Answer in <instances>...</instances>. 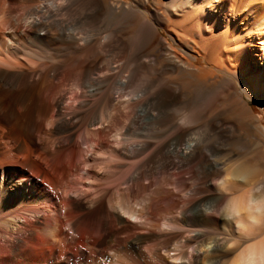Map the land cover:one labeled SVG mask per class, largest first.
Returning a JSON list of instances; mask_svg holds the SVG:
<instances>
[{
  "label": "bare ground",
  "instance_id": "6f19581e",
  "mask_svg": "<svg viewBox=\"0 0 264 264\" xmlns=\"http://www.w3.org/2000/svg\"><path fill=\"white\" fill-rule=\"evenodd\" d=\"M136 1L148 3L145 13L127 14L111 0H47L26 10L40 13L29 29L43 32L39 35L45 39L60 31L97 64L74 84L81 96L96 100L77 118L42 96L41 80L60 70L0 73V264H90L96 250L88 247L100 251L114 243L123 246L130 264L167 259L172 264H264V124L245 99L254 95L264 112V0ZM124 14L135 33L128 44L136 57L131 65L105 56L109 46L120 53L125 45L113 44L111 34L98 37L103 18L123 19ZM147 47L152 52L143 55ZM191 53L202 56L206 68L195 66ZM144 64L157 73L153 87L135 86L136 77L127 69ZM104 68L110 70L101 72ZM178 74L193 82L188 91L174 82ZM120 108L125 122L116 125L113 114ZM50 110L56 118L49 124L63 134L39 138ZM135 125L148 131L122 130ZM111 127L112 152L122 157L144 153L133 172L119 179L116 186H126L116 192H145L156 174L172 184L171 189L162 186L160 196L145 199L141 208L147 215L163 214L158 231L130 232L133 223L118 210L133 217L131 205L118 197L98 201L84 190L94 188L82 184L89 179L90 159L80 161L75 147L84 146L85 157L91 149L102 151L111 142L99 135ZM79 166L88 167L87 177ZM66 176L74 177L73 185L61 189ZM75 192L84 194L75 201L77 209H86L83 214L65 210V197ZM138 218L149 227L148 216ZM64 224H70V237L61 236Z\"/></svg>",
  "mask_w": 264,
  "mask_h": 264
},
{
  "label": "rangeland",
  "instance_id": "374dc122",
  "mask_svg": "<svg viewBox=\"0 0 264 264\" xmlns=\"http://www.w3.org/2000/svg\"><path fill=\"white\" fill-rule=\"evenodd\" d=\"M46 1L47 0H0V73L10 72L11 74L14 73L20 75L24 71L40 72L43 70L45 72L52 73V70L54 69L60 70L56 77L44 76V78L41 80L43 87L42 96L45 99V101L49 103L50 106L51 105L55 106L53 108L58 107L63 110L62 113L65 114L73 113L74 117L81 118L86 115V112H88L89 107L92 106V104L95 102L96 99L93 97L85 98L81 96L79 91L74 87L75 86L74 84L82 76L83 71L89 68L94 70L96 69L97 64L93 63V61H90V59L86 60V58L83 55H81L82 52L79 53V51L75 47L74 48L71 47L69 44L70 41L67 39L66 41L62 33H60V31L57 30V31L49 32V34H47L48 38L45 39L44 38L45 35H39L40 33L43 32L29 29L30 28L29 24L32 23L40 13L29 14L28 12H26V10L28 9L29 6H31L33 2H35L36 5L37 3L38 5H40L42 3H46ZM54 1H59V0H54ZM111 1H115L119 3L120 6L124 7L127 14L128 12L131 13L134 10H141L143 11V13L147 11L146 5H148V3L141 4V2H138L136 0H111ZM152 2L153 0H149V5H151ZM121 9L122 8H118L116 12L118 13V11H121ZM127 14H124L125 18L123 19L122 17L119 16L116 17V15L103 18L102 22L98 24V28H99L98 37L101 38L105 34H111L112 42L114 41L113 44H116L115 42H118L122 45H125L127 48H124L122 51H120V53H117V51H114L115 52L114 53L112 50L113 48L109 46V48H107L108 52L106 50L107 54L105 53V56L107 58H112L113 56V58H115L114 62L117 61V63L122 62V64H125L126 62H131L130 63L131 65L132 60L136 59V57L135 55H131V53H129L128 44L131 41V39L134 37L135 33L133 32L132 29L130 30L129 25L127 26L128 18L125 16ZM146 17L148 19H151L149 18L150 16L148 15H146ZM159 32L161 35H163L164 38H169L163 29L159 28ZM34 35L38 37H35ZM151 46H153V44ZM176 47L179 48L178 46ZM152 48L150 49L149 47H147L144 50L143 55L151 54ZM80 55L82 57H80ZM191 57L193 61L192 63L195 66L206 68L207 64L205 63L202 56H199L195 53H191ZM105 66L106 65H104V67ZM131 68H127V69L129 70L130 74L136 77L137 82L134 81L135 86L138 85L144 87L146 86L153 87L155 76H157L156 75L157 73H155L153 66L147 67L144 64L142 67H131ZM108 70L110 69L104 68L103 71L101 72H106ZM176 76L177 79L174 82L178 86H180V88L184 89L185 91L186 90L188 91L189 88L192 87L193 82L191 81V79H188L187 77H184L183 75H179V74ZM128 98L129 97H125L126 99L125 107H130L132 104L131 100H128L130 102L127 101ZM245 99L249 102L250 106L253 108V114L261 120L262 124H264L263 102L257 99L256 97H254V95H245ZM220 101H222V98L220 99ZM117 106L118 105L116 104V108H119V106L118 107ZM126 112L129 111L127 110ZM54 114L55 113H52V111L50 110L49 113L47 114L48 116L46 115L45 117L46 119L44 120L43 123L44 128L37 133L39 138L45 136L44 138L46 139L47 138L53 139L63 134V131L59 126H54V125L51 126L49 124L52 119L54 120L56 118V115ZM91 114L94 115V113ZM124 118H125V112H123L121 108L115 114H113V119H114L113 121L115 122L116 125L118 124L120 125L124 123L125 122L123 120ZM46 125H48V127ZM135 126H128V127L124 126L122 130L123 132L128 134H133L139 131L142 132V130L143 132L148 131L147 130L148 126H142V125H135ZM142 127H146V129ZM91 128L93 129V127ZM83 130L84 128L78 129L77 133ZM106 130L107 132L104 133V135L103 133H101L102 135L101 134L99 135V139L102 138V136H107L106 137L107 140H109L111 143L108 144L109 146H106L105 149H103L102 151L95 145H92L94 146V148L96 149L98 148L99 152L93 154L91 153L93 149H91V152H89L85 157L84 155L85 147L82 145L79 146L77 145L75 147V150L79 155L80 161L83 162L84 158L90 159L88 164L90 175L87 174L89 175V177L85 175V172L88 167L79 166V168L81 167L83 168L79 170V173L91 179V180L87 179V181H85L86 180L85 178L82 181V184L86 185V187L91 184H92L91 186L94 185L93 189L90 188L91 190H88L89 188L84 187V190H87V194L89 195L92 194L90 198L94 199L98 197L97 198L98 201L103 200L105 203H108L111 199L116 200L118 197L124 200L125 205L128 204L131 205L133 209L136 210L135 211L136 214L134 213L133 217L129 216L128 214L121 213L118 210V212L122 215L124 219L133 223V228L132 226L130 227L131 229L130 232L134 231L139 233H144V232L148 233L147 231H152V232L158 231L157 220H159L162 223V219L164 218L162 217L163 214L158 212L156 213L153 211L152 213L147 215L145 214L144 210H141V208L144 206L145 199H147L150 196L152 197L154 196L158 197V195L160 196L161 195V192H159L160 188L164 186V188L171 189L172 184L170 185L169 182H167L161 177V175L156 174L152 177L153 179L152 178L150 179L151 186L145 192L135 193L133 195L132 194L128 195L127 191H124L122 193L116 192L117 187L122 188L126 186L125 184L116 186V184H118L119 182V179L122 177L126 178L129 175V172L130 173L133 172L134 170L133 166H137L140 163L139 161L143 159L144 153L137 154L133 157H129V156L122 157L117 153H115V151L112 152V148H114L113 147L114 145L112 144L114 138L112 136L115 134L114 132L115 128L111 127ZM96 138L98 139L97 136L95 137V139ZM73 178H74L73 176L71 177L66 176V178L61 183L62 186L60 184V188L67 189L71 187L73 185V180H72ZM144 182L148 183V181L146 180ZM88 183L89 185H87ZM70 196L65 197L64 199L67 205V207H65L66 212H69L72 215L86 212V209L79 210L75 205V201L82 199V197H84V194L75 192V193H71ZM59 201L57 200V203ZM96 205L97 203L95 204V206ZM139 216H143V217L148 216L149 227L148 226L144 227L143 225H141L142 220L138 218ZM69 228H70V224H66V225L64 224L62 228L63 230H61V236L67 235L68 237H70L71 232L69 233ZM161 228L169 231V229L165 228V226H162ZM171 230L175 231V229H170V231ZM130 232L128 231L127 234H130ZM128 243H129L128 245H131L133 242H128ZM150 243H151L150 245H153L154 242H150ZM88 248H92V249L95 248L94 250H96V256H95L96 261L95 259L92 258L90 264H115L114 261L121 263L123 262V264H130V260L128 261L129 257L124 253L123 246H121L120 244L114 243L105 246L100 251L99 249L97 250V248L94 247L93 245ZM125 257L127 258V260ZM152 259L154 260V258ZM101 261L103 262L101 263ZM160 262L159 264H172V261L168 259L164 261L160 260ZM67 264H80V263L70 262Z\"/></svg>",
  "mask_w": 264,
  "mask_h": 264
},
{
  "label": "snow or ice",
  "instance_id": "6c2138e0",
  "mask_svg": "<svg viewBox=\"0 0 264 264\" xmlns=\"http://www.w3.org/2000/svg\"><path fill=\"white\" fill-rule=\"evenodd\" d=\"M183 122V121H182Z\"/></svg>",
  "mask_w": 264,
  "mask_h": 264
}]
</instances>
